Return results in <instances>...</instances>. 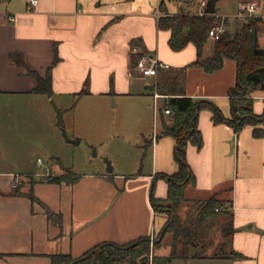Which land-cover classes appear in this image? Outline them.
Instances as JSON below:
<instances>
[{"label":"crops","instance_id":"obj_1","mask_svg":"<svg viewBox=\"0 0 264 264\" xmlns=\"http://www.w3.org/2000/svg\"><path fill=\"white\" fill-rule=\"evenodd\" d=\"M200 1L182 2L173 10L168 3L167 7L172 14L181 10L196 13ZM220 1H215L212 14L227 30L237 31L245 21L238 13H229ZM246 1L252 0H238V4ZM256 1L261 3L259 13L264 15V0ZM159 2L38 0L29 9V0H2L0 264H50L53 253L80 256L98 243H126L155 234L165 225L166 215L154 210L150 191L154 185L156 197L167 196L168 182L156 175L178 169L174 158L176 140L161 134L164 123L170 124L172 118L163 111L155 117L152 95L142 96V87H147L142 79L147 76L137 71V58L148 54L169 65L159 68L157 80L172 86L174 90L170 92L175 93L163 94L171 97L185 92L194 99L212 100L225 116H230L228 90L235 84L237 66L235 60L226 59L223 67L214 72L199 66L183 70L196 59V45L190 42L181 50L172 49L170 30L158 27ZM7 13H14L16 20L9 21ZM212 52L213 41L207 44L205 55ZM15 53L23 56L26 65L12 59ZM50 68L53 94L36 92L37 79L28 69L44 77ZM253 98L254 112L261 113L264 90L256 89ZM84 99L94 105L102 101L106 107L114 99L115 106L122 105L130 115L134 114L127 119L141 132L138 144L147 158L144 169L127 174L122 169L124 164L114 161L112 172L74 173L70 169L77 178L74 181L56 183L46 179L63 174L67 167L59 157L55 162L32 161L27 149L30 137L39 133L45 140L46 154L60 155L52 137L55 145L62 144L61 127L77 128ZM70 112L73 116L69 118ZM212 115L210 109L200 111L198 126L203 145L198 148L190 143L187 147L195 183L186 188L187 201L180 209L212 197L226 202L225 210L211 215L220 219L221 238L226 237L230 252L234 250L239 255L222 253L212 257L213 253H207L191 259L203 264H264V132L256 136L252 126L237 132L227 123H214ZM147 116L152 119L151 128L144 126ZM262 127L264 130V123ZM77 134L74 131L68 142L73 143ZM16 173L26 176L20 188L13 185ZM29 192L61 212L62 225L50 220L44 208L27 196ZM231 218L235 231L224 236L222 228ZM200 239L202 244L207 241ZM157 250L161 256L171 252L168 246ZM178 251L183 256V238L178 240Z\"/></svg>","mask_w":264,"mask_h":264},{"label":"trees","instance_id":"obj_2","mask_svg":"<svg viewBox=\"0 0 264 264\" xmlns=\"http://www.w3.org/2000/svg\"><path fill=\"white\" fill-rule=\"evenodd\" d=\"M168 1L170 0H160L159 2L158 27L170 30L169 44L172 49L181 50L190 42L194 43L197 48L196 59L182 69L185 70L189 66H199L207 72H214L223 67L226 59H232L236 62L237 71L235 84L228 90L230 116H225L212 100L194 99L186 95L185 92L171 96L166 102L172 111L170 116L172 122L170 124L164 123L161 134L171 135L176 140L174 158L178 164V169L170 174L159 173L156 175V177L164 178L168 182V194L165 198L156 197L154 185H152L150 202L155 211H158L165 203L168 204L164 207L166 209L164 211L168 213L169 220L166 222L163 232H172L173 242L170 254L167 256L154 255L153 264H172L175 258L180 257L178 253V240L180 238H183L185 243L184 259L205 257L204 252L189 255L188 246L190 244L192 248L193 246L200 247V235L196 228L190 229L182 223L178 214L180 206L187 201L186 188L195 183V175L187 160L186 150L190 143L198 148L203 145V135L198 126L200 111L210 109L213 113L214 123H227L237 132L246 126H252L256 136H261L264 132L262 127L264 110L261 113H256L253 109V92L258 88L264 90V40L260 37L261 18H249L235 32L226 30L218 39L212 40L213 52L206 56L205 48L211 39L209 31L215 25L220 24L221 19L214 14L201 15L182 10L172 14L168 11ZM12 59L17 64L26 65L23 56L19 53L12 55ZM57 60L58 56L55 57L54 63ZM28 72L37 79L36 92L53 94L51 68L44 77L31 69H28ZM156 85L162 93H175L170 92L174 90L172 86L166 85L159 78ZM46 179L50 182L61 183L62 181L71 182L77 178L69 179L63 175H54ZM27 196L32 202H37L44 208L50 220L62 225L63 216L61 212H56L50 208L33 192L27 193ZM220 206H222L221 202L214 197L206 200L200 207L199 220L207 219ZM234 231L235 227L231 218L227 225L222 228V233L224 236H230ZM160 241L156 239L154 241L155 246H159ZM149 251L150 236H141L122 244L104 241L91 247L80 256H73L71 253H53L50 255V264H149L148 258H146ZM237 255L239 253L234 250L229 254L232 257ZM212 257H217V254H212Z\"/></svg>","mask_w":264,"mask_h":264},{"label":"rangeland","instance_id":"obj_3","mask_svg":"<svg viewBox=\"0 0 264 264\" xmlns=\"http://www.w3.org/2000/svg\"><path fill=\"white\" fill-rule=\"evenodd\" d=\"M167 3L170 10L177 9L175 7L179 4L176 0H170V3ZM223 4L229 13H239L241 4H238V0H221L220 5L222 6ZM233 30L235 31V29ZM211 41L212 40L210 39L208 44H211ZM142 80L143 83L147 84V87H142V96L150 98L154 84L153 77L147 76ZM115 103V100L112 99L110 101V107H106L102 101L99 103L97 102L94 105L91 101H89V99H84L81 103L82 107H80V110L78 111L77 128H74L71 125L68 127H61L60 131L63 140L62 144L57 143L55 145L56 140L52 137L54 143L53 145L57 151H60V155H54V157L48 156V153L43 146V142H45V140L41 139V135L38 133V135L30 137L29 140L31 145L27 147V149L31 156L30 159L36 162L40 157L45 163H47V161L50 160L52 162L59 157L63 162V165L67 167L61 175L66 176L69 179L75 176L74 173L107 171V160L111 162L113 167L114 161L122 162L124 164L122 169L127 174L133 171V169H136L137 172L144 169L146 167L147 158H145L143 149H141L138 144H141V132L139 131L137 124L135 125L133 121L127 119L134 116V114L132 113L130 115L128 110H124V108H122V105L117 107L115 106ZM68 116L70 118L73 116V113H68ZM71 124H74V121ZM152 124L153 122L151 117L148 119L147 116L146 121H144V126L147 125L151 128ZM74 131H78L79 133L77 134V137L81 138L79 143L68 142ZM49 140L50 139H48V141ZM33 143H36L35 146H33ZM70 169L74 170V173ZM24 179H26V176L22 179V182ZM20 185L21 183L18 188L21 187ZM204 202L205 201H197L186 205V209H180L181 207L179 208L178 214L181 222L190 229L196 228L200 237H204L207 240L204 242L205 244L199 243L200 246L205 245L203 247L193 246L192 248L190 244L188 246L190 249L189 255L203 252V254L216 253L217 255L230 253V245L228 244L226 237H223V239L221 238L219 228L220 219L215 215H209L207 219L199 220L200 207L204 204ZM221 204L223 207L222 209L225 210V205L227 203L222 201ZM166 206H168L167 203L162 205L157 212L165 213L167 218L166 220L168 221L169 215L164 211L166 210L164 208ZM219 211H221V209ZM188 223L189 225H187ZM164 226L153 235V241L156 239L161 240L159 246H155L154 242L151 244L152 235H150V251L148 255L151 253H153V256L158 255L157 249L162 246H168L171 248L173 233H164ZM202 230L206 236H204L205 234H203ZM210 245L213 246L211 247ZM172 264L203 263L194 261L191 258L184 259L183 256H180L175 258Z\"/></svg>","mask_w":264,"mask_h":264},{"label":"built area","instance_id":"obj_4","mask_svg":"<svg viewBox=\"0 0 264 264\" xmlns=\"http://www.w3.org/2000/svg\"><path fill=\"white\" fill-rule=\"evenodd\" d=\"M179 3L182 2H191V0H176ZM208 1L209 0H201L199 2L200 5V9L199 11H197L196 13L198 14H209L206 12V8L208 5ZM2 0H0V13L2 12ZM38 4V0H29V4H28V8L31 9L33 6H36ZM261 8V3L256 1V0H252V1H246L243 2L240 5V9H239V13H238V17L239 18H243L245 22H247V20L249 18L252 17H259L261 18V22H262V28L260 30V37L264 40V15H261L259 13V9ZM185 12H191V11H185ZM195 13V12H192ZM7 17L9 21H15L16 20V15L14 13H7ZM227 30L225 24L223 22H221L220 24L215 25L214 27H212L209 31V37L212 40H216L218 39L225 31ZM168 68L169 65L160 61L157 57L155 56H151L148 54H143L140 57L137 58L136 61V69L137 71H139L143 76H151V77H155L156 80L154 81L153 84V89H152V105H153V111H154V115L155 117H157L162 111L165 115L167 116H171L172 111L171 108L168 107L165 101H163V99H168L170 98V95H166L163 94L162 92H160L157 89V85H156V81H157V75H158V70L159 68ZM153 140H156V134L154 133L153 136ZM42 160L41 158L38 159V163L41 164ZM22 175L19 173L14 174L13 176V185L15 187H18L19 184L22 181ZM223 207L220 206L218 208H216L217 211H219L220 209H222ZM153 235L152 234V240H151V244L154 242L153 241ZM153 253H151L148 256V262L149 264H153Z\"/></svg>","mask_w":264,"mask_h":264},{"label":"water","instance_id":"obj_5","mask_svg":"<svg viewBox=\"0 0 264 264\" xmlns=\"http://www.w3.org/2000/svg\"><path fill=\"white\" fill-rule=\"evenodd\" d=\"M215 1L216 0H209L208 1V5H207V8H206V12L209 13V14H212L215 12L216 8H215ZM71 142L73 143H79L80 142V137H77L75 139H72ZM107 171L108 172H112L113 171V166L111 164L110 161L107 160ZM146 258H148V256H146Z\"/></svg>","mask_w":264,"mask_h":264}]
</instances>
